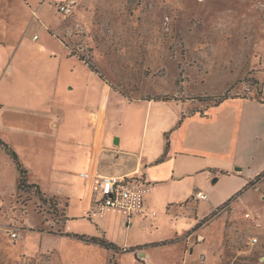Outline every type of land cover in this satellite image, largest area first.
<instances>
[{"label":"crops","instance_id":"0c3cea01","mask_svg":"<svg viewBox=\"0 0 264 264\" xmlns=\"http://www.w3.org/2000/svg\"><path fill=\"white\" fill-rule=\"evenodd\" d=\"M47 1L35 6L30 0H0V138L19 156L29 183L59 203L64 237L107 249L76 237L102 240L123 253L136 249L143 262L145 248L153 244L189 245L194 237L206 242L200 231L225 213L226 208L219 209L225 199L218 201L216 195L214 200L209 196L197 201L194 193L204 191L200 187L213 191V184L222 180L220 174L233 175L240 182L227 193L229 199L264 171L263 58L259 64L244 60L254 82H235L226 90L227 100L218 105L182 99L176 92L160 98L150 95L151 78L145 82L144 73L116 79L106 72L112 61L102 57L114 46L105 27L113 28L118 48L120 38L128 39L122 27L123 0H78L70 18L42 23L40 37L34 39L35 25L28 22L37 19L35 8L40 10ZM51 1L58 8L69 0ZM74 23L82 25L84 34L67 37ZM151 38L148 31L136 34L134 47L123 48L149 60ZM76 47L89 50L91 59L74 53ZM116 56L115 67L120 66ZM12 166L13 159L0 146V185ZM85 173L91 177H81ZM100 176L144 180L151 187L145 197L146 215L128 219L110 213L92 222L88 214ZM19 193L22 203L31 199L36 206L45 205L30 193ZM201 207L209 210L201 215L209 220L204 224L198 218ZM186 214L196 221L181 231L178 222ZM3 225L0 222V232L6 233Z\"/></svg>","mask_w":264,"mask_h":264},{"label":"rangeland","instance_id":"374dc122","mask_svg":"<svg viewBox=\"0 0 264 264\" xmlns=\"http://www.w3.org/2000/svg\"><path fill=\"white\" fill-rule=\"evenodd\" d=\"M30 1L37 6L42 0ZM55 3L48 0L40 10L35 8L37 19L28 22L35 25L32 36L39 38L42 28L38 27L49 24L48 20L68 19ZM121 6L122 27L128 39L120 38L122 48H118L120 43L113 28L105 27L107 40L114 46L102 57L103 61H112L106 69L109 76L127 78L129 73L138 78L144 73L145 82H148L147 76L151 78L150 95L166 98L176 92L182 99L207 105L229 95L226 90L235 82L244 85L254 82L248 76L251 70L246 68L248 61L244 60L252 58L257 64L264 60V0H123ZM90 9L94 10L92 5ZM145 31L153 34L149 60L148 56L143 60V55L138 53L135 58L123 48L126 44L134 47L133 37ZM73 52L91 59L89 50L76 47ZM116 55L120 66L115 67ZM128 65L135 68L128 70ZM261 83L263 86V78ZM241 88L237 89L241 91ZM261 91L264 93V86ZM12 167L0 185V222L4 228L13 226L27 231H22L20 241H13L7 233L0 232V264H221L223 259L225 264H264V177L255 187L243 188L240 195L229 199H226L227 193L240 182L238 177L220 174L222 180L213 184V191L200 187L211 200L219 195L218 201L225 199L224 204L227 203L221 204L223 210L226 208L225 213L200 231L206 242H197L194 237L189 245L181 241L164 246L153 244L145 248L147 260L143 262L136 249L130 250L132 253L107 251L64 237L60 208L50 204L36 206L29 202L31 199L22 203L17 188L18 171ZM208 211L201 207L199 220L204 221L201 215ZM246 213L255 215L258 222L245 218ZM188 215L178 222L182 225L181 231L196 221L195 216ZM117 237L123 239L124 233ZM253 238L258 239L257 244H252Z\"/></svg>","mask_w":264,"mask_h":264},{"label":"built area","instance_id":"2783aa9c","mask_svg":"<svg viewBox=\"0 0 264 264\" xmlns=\"http://www.w3.org/2000/svg\"><path fill=\"white\" fill-rule=\"evenodd\" d=\"M77 3L78 0H69L61 3L58 6L59 12L67 17H71ZM80 31H83V28L80 24L76 23L68 28L67 34L68 36H71ZM34 39H37V37ZM250 91L249 88L246 89L247 93H250ZM261 101L264 103V96H262ZM81 177L89 179L91 175L85 173L82 174ZM96 180L98 196L96 201L93 202V207L88 214V218L92 220V222L98 223L110 213L122 214L128 219H131L136 216L144 217L146 212H148L145 197L150 192L151 187L141 178L128 179L125 177L100 176ZM193 197V199L197 201H207L209 198L204 191H196ZM152 214L155 215L156 212H153ZM254 216L255 215L251 213H246L245 218L250 219L254 223L258 222ZM4 229L13 241L23 239L22 230L20 228L8 226ZM257 243L258 239L253 238L252 244Z\"/></svg>","mask_w":264,"mask_h":264},{"label":"trees","instance_id":"16d2710c","mask_svg":"<svg viewBox=\"0 0 264 264\" xmlns=\"http://www.w3.org/2000/svg\"><path fill=\"white\" fill-rule=\"evenodd\" d=\"M228 95L226 96H221V98L218 100V102L214 103L215 105H218L219 103L225 102V100H227ZM0 146L2 147V149L13 159V162L15 164L16 170L19 173V179H18V190L20 192H26V193H30V195H34L37 198H39L41 200V202L45 203V205H51L55 208L59 207V203L57 202V200L55 198H45V196L42 194L41 189L39 188V186L37 185H31L28 181V170L23 166V164L20 162V158L19 156L15 153V151L10 148L9 146L6 145V143L0 138ZM264 177V171L262 173H260L255 179L254 181H250L247 185H246V189L250 188V187H255L256 184L260 183V181L263 179ZM242 192H240L238 195H240ZM234 198V197H233ZM227 204V203H226ZM226 204H224V206H226ZM224 206L222 208H219L220 210L224 208ZM214 216V214H213ZM212 216V217H213ZM207 221L209 220H204V223H207ZM79 240L82 241H87V242H92V244H99L103 247H107V249H111L114 250L115 252H118V248L115 247L113 244H107V242H104L102 240H98V239H87L85 237H76ZM127 252H131V251H125V253Z\"/></svg>","mask_w":264,"mask_h":264}]
</instances>
